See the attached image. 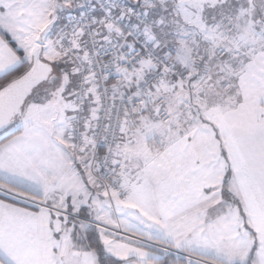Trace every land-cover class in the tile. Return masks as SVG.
<instances>
[{
	"label": "snow or ice",
	"instance_id": "snow-or-ice-1",
	"mask_svg": "<svg viewBox=\"0 0 264 264\" xmlns=\"http://www.w3.org/2000/svg\"><path fill=\"white\" fill-rule=\"evenodd\" d=\"M0 264H264V0H0Z\"/></svg>",
	"mask_w": 264,
	"mask_h": 264
},
{
	"label": "trees",
	"instance_id": "trees-1",
	"mask_svg": "<svg viewBox=\"0 0 264 264\" xmlns=\"http://www.w3.org/2000/svg\"><path fill=\"white\" fill-rule=\"evenodd\" d=\"M176 257H175V255H173L172 257H169L168 259H169V261L171 262L172 260H174Z\"/></svg>",
	"mask_w": 264,
	"mask_h": 264
}]
</instances>
